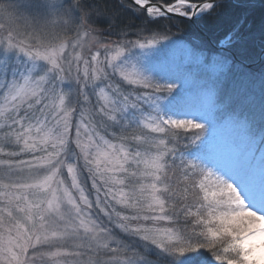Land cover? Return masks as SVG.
<instances>
[{"label": "snow or ice", "instance_id": "1", "mask_svg": "<svg viewBox=\"0 0 264 264\" xmlns=\"http://www.w3.org/2000/svg\"><path fill=\"white\" fill-rule=\"evenodd\" d=\"M253 6L124 0L141 23L100 30L94 0H0V264H264V99L225 91ZM233 9L225 47L190 44L219 76L167 64L172 27ZM225 114L238 135L209 144Z\"/></svg>", "mask_w": 264, "mask_h": 264}, {"label": "trees", "instance_id": "2", "mask_svg": "<svg viewBox=\"0 0 264 264\" xmlns=\"http://www.w3.org/2000/svg\"><path fill=\"white\" fill-rule=\"evenodd\" d=\"M94 2L99 5V10L102 13L98 17V22L95 25L97 29L103 30L108 27L107 23L105 22L107 17L118 16L125 23H135V24L141 23L140 20L136 19L130 13L122 9L120 7L121 4L118 0H94ZM235 11L236 9H233L232 12L222 17L218 25L214 27H206L204 25H198V28H200L201 31H203L206 35H208L211 41L205 39L200 34V31H198V29L194 25L183 24L180 25L179 30L176 27H172L171 31L174 34V36L177 37L179 36L178 35L179 33H183L184 35L182 38L186 39L188 46H190L191 43H195L203 49V52L205 51L207 54H210L211 52L215 51L213 45H216L219 42V40L223 38V34L226 31L227 27L229 26L230 20L232 18V14ZM247 15L249 17L247 29L252 30L255 39L246 36L241 43H239L235 47H232L231 51H233L239 59L247 63H256L261 54L262 49H264V45H262L261 40L259 38L261 26L264 25V3H262L261 0H254V6L248 9ZM167 26L168 25L165 24V27ZM112 39H117V37L113 36ZM196 40L200 43H198ZM233 64L235 63L233 62ZM260 65H264V57ZM235 71H237L236 68ZM249 71L252 74L251 77L257 78L258 76L261 75V73L258 74L253 69ZM234 74H235V79L233 81L236 80V72H234L233 75ZM258 80L260 81V79ZM262 80L264 81V79ZM232 84L233 82H230V85ZM225 91L231 97L232 107H234L237 111L247 108L245 105H242L241 103L243 102L241 98L244 95L235 93L234 88L233 91L230 93L231 88L228 85H226ZM251 105L253 104L251 103ZM225 115L227 116V114Z\"/></svg>", "mask_w": 264, "mask_h": 264}, {"label": "rangeland", "instance_id": "3", "mask_svg": "<svg viewBox=\"0 0 264 264\" xmlns=\"http://www.w3.org/2000/svg\"><path fill=\"white\" fill-rule=\"evenodd\" d=\"M119 1H122V3H124V0ZM178 35V37L182 38L184 34L179 33ZM203 54L205 56L208 55L205 51L203 52ZM164 56L166 57L167 64L170 67L182 72L190 73L191 79L195 75H198V73L207 75L209 73V70L212 72L213 79H215L217 76H219L220 72L222 71L221 67L217 64L197 63L193 59L190 46H188L185 38L177 40L175 45H172L167 48L165 50ZM232 65V71L228 73L226 77V85L231 88L230 93L233 91L234 88L235 93L250 97L251 102L255 105L261 104V100L264 99V92H262V87H264V81L262 80L264 79V65L256 67V69H259L260 72L263 74L258 76L257 78L251 77L252 75L242 68H238V70L235 71L236 66L233 63ZM234 72H236L235 81H233L235 79V74L233 75ZM258 79H260V81ZM230 82H233V84L230 85ZM190 92L197 93V88L193 86ZM192 104L195 105L197 104V102ZM228 141L230 142L231 139L229 138Z\"/></svg>", "mask_w": 264, "mask_h": 264}, {"label": "water", "instance_id": "4", "mask_svg": "<svg viewBox=\"0 0 264 264\" xmlns=\"http://www.w3.org/2000/svg\"><path fill=\"white\" fill-rule=\"evenodd\" d=\"M195 27L198 28L197 25H195ZM200 32H201V34L203 33L202 31H200ZM207 39H209V38L207 37ZM216 48L219 50V49L223 48V45L220 43V45H218V47L216 46ZM230 54H231L232 59L235 60L237 63H239V64H241V65H245V66H247L248 68H251L253 65H256V64L260 63V61H261L262 58H263L262 56H263V54H264V49H262V51H261V54H260L259 60H258L256 63H253V64H251V63H247V62H245V61L239 59V58L237 57V55H236L234 52H232V51H230Z\"/></svg>", "mask_w": 264, "mask_h": 264}, {"label": "bare ground", "instance_id": "5", "mask_svg": "<svg viewBox=\"0 0 264 264\" xmlns=\"http://www.w3.org/2000/svg\"><path fill=\"white\" fill-rule=\"evenodd\" d=\"M198 31H201V29L200 28H198ZM179 33V32H178ZM209 37V36H208Z\"/></svg>", "mask_w": 264, "mask_h": 264}]
</instances>
